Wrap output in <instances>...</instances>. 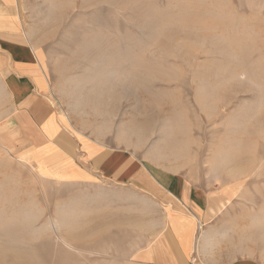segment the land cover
I'll list each match as a JSON object with an SVG mask.
<instances>
[{
  "label": "rangeland",
  "instance_id": "obj_1",
  "mask_svg": "<svg viewBox=\"0 0 264 264\" xmlns=\"http://www.w3.org/2000/svg\"><path fill=\"white\" fill-rule=\"evenodd\" d=\"M6 15L72 135L209 194L196 264H264V0H0ZM10 120L0 94V264H138L140 231L161 234L151 205L130 212L140 191L43 178Z\"/></svg>",
  "mask_w": 264,
  "mask_h": 264
},
{
  "label": "crops",
  "instance_id": "obj_2",
  "mask_svg": "<svg viewBox=\"0 0 264 264\" xmlns=\"http://www.w3.org/2000/svg\"><path fill=\"white\" fill-rule=\"evenodd\" d=\"M6 18L0 20V94L11 105L8 130L19 152L47 180L82 186L98 181L139 190L140 193L125 194V199L133 204L130 212L138 214L144 224L147 210L143 207L151 205L160 215L155 225L161 234L147 244V234L140 231L138 244L130 245V249H138L137 263L191 264L194 254L200 252L203 237L198 235V224L205 225L213 217L209 194L185 177L151 175L129 151L108 150L97 142L72 135L47 97V81L37 53L7 30L17 28L15 22L9 21L15 19ZM231 264L260 263L244 259Z\"/></svg>",
  "mask_w": 264,
  "mask_h": 264
},
{
  "label": "built area",
  "instance_id": "obj_3",
  "mask_svg": "<svg viewBox=\"0 0 264 264\" xmlns=\"http://www.w3.org/2000/svg\"><path fill=\"white\" fill-rule=\"evenodd\" d=\"M200 229H201V228H200ZM196 262H197V259L193 258L191 264H196Z\"/></svg>",
  "mask_w": 264,
  "mask_h": 264
},
{
  "label": "bare ground",
  "instance_id": "obj_4",
  "mask_svg": "<svg viewBox=\"0 0 264 264\" xmlns=\"http://www.w3.org/2000/svg\"><path fill=\"white\" fill-rule=\"evenodd\" d=\"M203 239H204V238H202V240H203ZM202 240H201V241H202ZM201 241H200V242H201ZM202 242H203V241H202ZM202 242H201V243H202ZM204 242H205V240H204ZM204 242H203V244H204ZM203 244H202V247H203ZM198 245H199V244H198ZM205 245H206V244H205ZM199 246H200V245H199ZM203 250H204V249H203Z\"/></svg>",
  "mask_w": 264,
  "mask_h": 264
}]
</instances>
